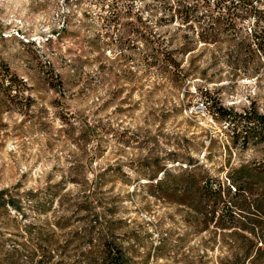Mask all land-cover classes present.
Returning <instances> with one entry per match:
<instances>
[{
    "label": "rangeland",
    "instance_id": "rangeland-1",
    "mask_svg": "<svg viewBox=\"0 0 264 264\" xmlns=\"http://www.w3.org/2000/svg\"><path fill=\"white\" fill-rule=\"evenodd\" d=\"M191 4L199 17L186 22ZM208 4L0 0V81L14 74L26 84L23 97L0 88V202L17 196L22 208L0 206V264L14 253L32 264L38 233L52 239L47 264H86L90 243L72 235L94 212L128 264H264V139L245 140L209 110L218 101L264 115V54L251 44L264 31V0L240 7L257 10L250 16L222 19L205 43ZM188 157L226 186L239 171L245 193L228 200L240 227L218 226L220 211L197 219L145 186L155 168L176 175ZM29 192L42 210L28 207ZM85 198L91 215L75 209Z\"/></svg>",
    "mask_w": 264,
    "mask_h": 264
},
{
    "label": "trees",
    "instance_id": "trees-1",
    "mask_svg": "<svg viewBox=\"0 0 264 264\" xmlns=\"http://www.w3.org/2000/svg\"><path fill=\"white\" fill-rule=\"evenodd\" d=\"M203 3L208 2L212 4V8L207 10L208 14H204L206 16L205 22L208 27H205L204 31L200 32L201 40L205 43L211 41H215V35L213 34L216 29H219L222 19L230 21L231 19H237L238 14H245L250 16L252 13L257 12L254 8H247L245 10H241V6H247L252 4L255 0H202ZM191 4L188 6V14L185 13V21L190 22L193 19H197L199 17L196 15L197 7L196 5ZM191 7V9L189 8ZM190 10V12H189ZM260 11V10H258ZM215 13L216 16H213ZM208 19V20H207ZM231 23V22H230ZM231 28L230 26H228ZM213 31L210 33L207 31ZM251 44H255L258 50L262 51L264 54V31L261 32L254 31L252 32V41ZM169 59V58H167ZM173 66L177 65L175 60H169ZM22 80H20L14 74H6L2 77L0 81V88L4 90L5 94L8 97H18L24 96V88H26V84H22ZM23 86L24 88L22 89ZM204 94L207 91L202 92ZM27 105H30L29 103ZM209 110L215 119H221L224 122L228 123V126L233 127V129L240 128L241 132H244V139L250 138L252 141H262L264 139V115L259 113H254L251 110H246L244 112H237L233 108H226L218 101H212L209 106ZM234 137L238 136V133H233ZM192 158L188 157V166L186 169L182 170L179 174H172L165 168V166H158L155 168V175H150L149 179L151 182H147L145 186L148 187L150 191L155 189L156 191L153 193L161 194V197L168 199L170 202L186 205L190 210L196 213L197 219H202V217H206L210 214L211 219L215 216L217 212H222V222H219L218 226L222 228H231V227H240L238 224H234L233 220L229 217L231 213H233V207L231 201L228 200L231 194L237 196L239 194L245 193V187L242 181L237 179L239 171L237 170V177L231 176L227 181H230L229 185H225V182L221 181L219 178L209 174V172H205L202 170V164H198L192 166ZM158 173H162L159 178H157ZM236 173V171H235ZM100 174V177H102ZM258 172H255V169L251 168L248 170V175L250 177L255 176ZM242 179V178H241ZM86 183L88 187L91 186L87 179ZM232 184V185H231ZM135 187H133L134 189ZM151 192V193H152ZM7 191H1L0 197L3 198ZM30 195L28 207L32 209L33 207L39 206V209L42 210L43 205L38 199L37 195H34L33 192L27 193ZM155 195V194H154ZM87 196V195H86ZM93 202L88 198H85L76 206V210L83 209L86 211L88 215H91L92 211H94L95 207L92 204ZM0 206L6 208L10 207L20 213L21 205L18 197L9 196L7 200H2L0 202ZM258 208H261L264 214V206H260L257 204ZM231 212V213H230ZM94 220L90 222L88 226L85 227L84 233L79 235V232H74L72 235V239H76L77 237H83L90 243V248L85 250H81V254L83 256L86 264H128L127 258L123 254L121 248L117 247L113 241L109 240L107 237V233L103 232V228H98L103 223H106L105 218H101L99 212H94ZM105 217V216H104ZM101 218V220H100ZM204 220V219H202ZM60 221H56V224L60 227ZM67 221H63V225L66 224ZM98 228V229H97ZM248 229V228H245ZM97 231V236L93 233ZM249 233L255 234V230H247ZM28 232L30 235H33L32 230L29 228ZM37 235V234H36ZM40 237L36 238V243H34V250L29 252L27 257H30L29 262L32 264H47L49 263V259L46 256V252L44 247L46 245L51 244L50 236H42V233H38ZM43 237V238H42ZM245 237L249 242H252L248 236ZM96 240V243L94 241ZM73 241V240H72ZM262 244H264V238L260 240ZM70 242L67 240V245ZM18 245H23L18 243ZM65 247L61 246L60 252L65 251ZM19 248L14 247V251H19ZM40 252V254H39ZM6 261H9V264H24L21 259V256L18 253H14L12 257L8 260V257H5ZM59 263V262H58ZM242 264H245L244 262Z\"/></svg>",
    "mask_w": 264,
    "mask_h": 264
},
{
    "label": "built area",
    "instance_id": "built-area-1",
    "mask_svg": "<svg viewBox=\"0 0 264 264\" xmlns=\"http://www.w3.org/2000/svg\"><path fill=\"white\" fill-rule=\"evenodd\" d=\"M197 108H198V109H204L205 106H203V104H200V103H199L198 106H197Z\"/></svg>",
    "mask_w": 264,
    "mask_h": 264
},
{
    "label": "bare ground",
    "instance_id": "bare-ground-1",
    "mask_svg": "<svg viewBox=\"0 0 264 264\" xmlns=\"http://www.w3.org/2000/svg\"><path fill=\"white\" fill-rule=\"evenodd\" d=\"M201 104H203V103H201ZM203 106H204V104H203Z\"/></svg>",
    "mask_w": 264,
    "mask_h": 264
}]
</instances>
